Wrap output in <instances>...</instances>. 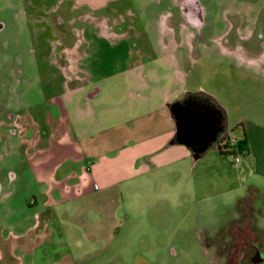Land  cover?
Here are the masks:
<instances>
[{
    "label": "rangeland",
    "instance_id": "rangeland-1",
    "mask_svg": "<svg viewBox=\"0 0 264 264\" xmlns=\"http://www.w3.org/2000/svg\"><path fill=\"white\" fill-rule=\"evenodd\" d=\"M199 3L196 25L184 18L182 0H112L98 8L75 0H0L3 237L23 230L39 196L27 146L6 130L5 116L35 114L36 105L74 76L54 69L57 46L90 48L84 61L92 71L83 76L91 89L104 88L100 99L127 105L154 89L159 103L205 95L222 108L231 140H248L240 162L217 142L198 160L172 163L128 188L111 241L81 251L60 245L59 254L75 253L72 263L60 264H222L213 242L229 240L249 222V216L239 221V204L249 198L259 199L256 223L264 228V0ZM36 264L46 263L38 258Z\"/></svg>",
    "mask_w": 264,
    "mask_h": 264
},
{
    "label": "crops",
    "instance_id": "crops-1",
    "mask_svg": "<svg viewBox=\"0 0 264 264\" xmlns=\"http://www.w3.org/2000/svg\"><path fill=\"white\" fill-rule=\"evenodd\" d=\"M110 1L75 4L98 8ZM55 52L54 69H71L74 76L63 78L59 94L45 97L35 114L22 118L19 137L37 178L39 196L32 204L38 208L18 234L0 233V264H36L38 258L46 264L72 263L73 248L106 246L118 229L125 191L160 168L193 157L189 146L172 143L177 132L172 103L167 97L157 102V89L127 105L100 99L104 88L91 89L83 76L92 71L84 61L90 48L81 53L62 46ZM60 245L72 249L59 254Z\"/></svg>",
    "mask_w": 264,
    "mask_h": 264
},
{
    "label": "flooded vegetation",
    "instance_id": "flooded-vegetation-1",
    "mask_svg": "<svg viewBox=\"0 0 264 264\" xmlns=\"http://www.w3.org/2000/svg\"><path fill=\"white\" fill-rule=\"evenodd\" d=\"M184 18L189 24L199 25L202 20L203 7L199 3V0H182ZM57 25L62 26L58 23ZM4 24L0 23V31L4 29ZM51 50L53 47L51 46ZM58 50V46L55 47ZM176 107V112L178 109L182 108L187 102L193 103L198 108H200L206 115L210 116L212 123H215L216 129L221 130L220 134L224 129L225 116L222 108L211 98L205 95L190 94ZM0 111V120H1ZM23 114L19 112H8L5 116L9 119L8 127L6 130L17 136L21 135L22 127L20 119L23 118ZM179 122L181 121L178 113ZM220 137V135H219ZM220 138L217 139L215 143H219ZM215 145V144H214ZM259 199H244L239 204V209L241 210V217L249 216L247 224L243 228L239 226L231 231V238L218 239L214 241V249L216 251L217 257L222 264H263L264 263V228L256 223L257 214H261L262 208L256 205ZM237 221L236 223H238ZM235 223V224H236ZM11 235V232L9 233ZM260 257L262 258L259 261Z\"/></svg>",
    "mask_w": 264,
    "mask_h": 264
},
{
    "label": "water",
    "instance_id": "water-1",
    "mask_svg": "<svg viewBox=\"0 0 264 264\" xmlns=\"http://www.w3.org/2000/svg\"><path fill=\"white\" fill-rule=\"evenodd\" d=\"M178 113L181 121L177 122V140L181 144L192 147L198 153L193 154L194 160H198L208 149L215 146L221 130L216 129L210 116L193 103L187 102L178 109ZM175 142L176 140L172 141V143ZM261 260L260 257L259 261Z\"/></svg>",
    "mask_w": 264,
    "mask_h": 264
},
{
    "label": "trees",
    "instance_id": "trees-1",
    "mask_svg": "<svg viewBox=\"0 0 264 264\" xmlns=\"http://www.w3.org/2000/svg\"><path fill=\"white\" fill-rule=\"evenodd\" d=\"M186 100H177L175 101L174 103L171 104L170 106V109L172 111V114L174 116V118L176 119V122L179 123V119H178V116H177V112H176V107L184 102ZM224 129L222 131V133L220 134V142L218 143V147L220 149V152L221 153H232L234 154L235 153V149L237 151H246L247 152V146H248V140L247 138H243V139H239L237 141V143L235 145L232 146L231 144V138L229 137V135L226 133L227 131V128H226V124L224 123ZM178 132H176V135H175V139H176V142L177 143H180L178 140ZM216 144V143H215ZM190 149L192 150V153L193 154H198L192 147H190Z\"/></svg>",
    "mask_w": 264,
    "mask_h": 264
},
{
    "label": "built area",
    "instance_id": "built-area-1",
    "mask_svg": "<svg viewBox=\"0 0 264 264\" xmlns=\"http://www.w3.org/2000/svg\"><path fill=\"white\" fill-rule=\"evenodd\" d=\"M237 141L238 140H236V139H232L231 140V144H232V146L233 145H235L236 143H237ZM244 153H246V151H237L236 149H235V153H234V158H235V161L236 162H240L241 161V156L244 154Z\"/></svg>",
    "mask_w": 264,
    "mask_h": 264
}]
</instances>
